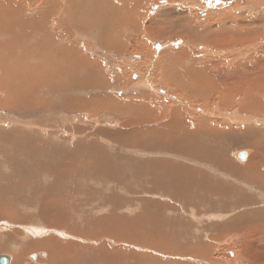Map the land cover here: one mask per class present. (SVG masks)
Wrapping results in <instances>:
<instances>
[{
    "label": "rangeland",
    "instance_id": "rangeland-1",
    "mask_svg": "<svg viewBox=\"0 0 264 264\" xmlns=\"http://www.w3.org/2000/svg\"><path fill=\"white\" fill-rule=\"evenodd\" d=\"M110 1L112 3L116 0ZM145 1L144 8H139L136 11L133 5H129L130 3H125L123 6L122 1L118 0V7L113 6L118 8L117 11L120 8V15L117 11L114 15L109 11L107 12L109 17L100 19L101 25L112 28L108 35L111 39L109 43H105L108 44V47H98V37L104 30V27L98 26V17L94 20H86L84 16H80L78 24L83 27L89 26V32L85 34L83 31L81 34L79 31L72 30L73 39L70 41L74 43L75 39L79 38L83 44L89 42L92 50L96 46L97 52L86 49L87 56L96 59L97 64L98 60L101 61L100 67L105 69L104 73L107 75L104 79L108 83L104 90H92L87 94L89 96L97 94L100 97L109 96L113 100L115 109H118L119 103H123L126 99V101L131 100L129 106L125 107L127 112L132 115L130 118L129 114L124 113L122 115L125 116H119L120 114L116 112H106L104 102L101 103V109L99 102L98 115H93L94 112H91L95 107L89 109L88 113L86 111L84 118L66 112L70 118L66 115L68 119L64 123H68L78 130L83 128V130H80L81 132L72 131L74 135H79L73 141L67 137L50 136L52 139L50 142V138L42 137L43 141L45 140L56 150V153L53 154L54 158L47 163L42 157L41 152L43 151H39V149L37 150L38 160L34 153H31V158L27 160L23 156L26 150V145L23 144L24 139L21 141L19 138H24L23 134L28 129L25 126L30 127V124L32 126V122L38 131L48 132L51 135L50 132L54 129L53 125L49 124L50 122L47 123L50 120L48 118L53 113L52 115L57 116L56 119H60L59 117L66 119L61 114L65 111L53 108V106L52 108L47 107L44 101L42 111L24 110L14 111L12 114L6 110H0V119L3 118L6 121L10 119L20 123V125H11L8 122L7 125H11L8 129L4 125L0 126V151L1 153L5 152L8 156V164L9 160L11 161L7 168L2 164L3 158L0 157V171L8 174L13 164L17 163L18 169L22 170L19 175L27 173V182H35L29 184L30 186L34 185L32 186L34 188L30 189L27 182L24 185L19 179H16L22 186L16 188V185L13 190L6 192H4V186L2 188L0 186V255H9L12 258L16 256L20 260L19 264H50L48 261L49 252L39 248L42 246L39 245L41 238L43 237L44 240L48 236V240L50 237L56 238V241H59L57 247L62 248L60 253L57 252V255L60 254L58 257L60 263L56 264H254V251L264 253L262 244H258L259 246L256 244L254 247V228L249 227L258 223L259 217H254V223L248 226L244 225L245 227L240 225L241 228H231V230L224 228L225 224L235 221L238 216L254 215V212L260 214L264 221L263 176L254 173L256 175L253 180L231 173L224 168L228 165L233 168L254 165V160L264 162V138L259 139L262 140L263 146L259 140H256L259 148H257V144H254V133L264 134V107H261V104H264L262 103L264 99L257 102L255 96L260 91L264 97V87L262 86L264 85V0L263 2L262 0ZM68 2L67 0H53L52 14H50V11L45 7V0H22L23 12L19 17L21 16L22 18H20L27 22V20L41 19L42 14L49 13L52 18L49 21V28L53 27V32H55L54 29H57V33L61 37L64 31L57 28V24L63 17L65 20H67V16L70 18L73 11L71 7H73V3H76L71 0L67 5ZM101 3V0H98L96 2L98 6L87 4V11L92 10L90 12L97 14L96 6L101 13L103 7L110 4V2L106 5ZM180 3H183V6ZM173 4L174 6L171 8ZM119 6H123V8ZM248 6H253V8H248ZM92 7L95 12L91 9ZM166 7L167 9H165ZM131 9L134 10L130 11ZM172 9H174L172 12H178L175 14L177 18H171L170 22H180L181 26L172 28L173 31L171 28L170 30L166 29V33H162L161 25L165 22V18L161 16ZM215 15L217 19L214 18ZM129 18L131 20L128 21ZM95 20L96 22H94ZM52 21L57 24L54 26ZM139 21L141 26L137 25L140 23ZM42 24L40 23V26ZM148 26L150 27L149 31ZM189 26L191 30H189ZM30 30L34 31L33 26L30 27ZM192 30L198 31L201 36H196L194 47L190 50L188 43L193 39L187 38L185 34ZM53 32H51V36L54 35ZM144 32H148V35L152 36L142 37L147 34ZM102 36L106 37V34L103 33ZM22 39L21 45L23 44ZM138 40H143L144 45L142 46L141 43L139 52H135L133 46ZM167 50H169L167 54L177 58L180 65L176 66V62L162 64V58L166 62ZM215 51L219 53L217 54ZM28 52L29 50L24 48L21 54L24 57ZM176 52L179 55L176 56ZM160 56H162L161 59ZM131 67H136V69L131 72ZM156 68L158 69L155 72ZM138 70H142L143 77L146 80L154 81L156 86L144 89L140 87L141 90L133 89L134 86L130 85V80L135 81L138 78L135 74V72L138 73ZM84 78L91 79L86 75ZM153 88L156 90L155 93H153ZM156 95L159 98L158 103L153 107L146 106L147 101L142 97L152 98ZM59 98L62 100L64 97L59 96ZM246 99L249 100V105L243 103ZM138 100L141 101V104L134 103ZM152 101L155 102L153 98ZM158 106H160V111ZM254 108H258L259 111H254ZM261 108L263 111L260 110ZM176 109H181L179 112L185 111L189 115H181L178 112L175 116L171 112H175ZM208 114H211L213 120L210 132L205 130L204 124H200V117ZM142 115L146 116L145 119L148 121L154 118L157 120L155 123L148 122L139 117ZM179 115L180 120L185 118L184 120L193 122L194 126L190 127L192 130L196 127L202 132L201 134H205L201 139L202 144L209 145V151L215 156L214 159L203 162L201 157L195 158L194 145H191L195 143V139L190 135L187 136V144H190V147H180L178 151L167 150L170 141L166 138L162 137L164 141H160L162 138L158 140L150 135L152 128L154 130L167 128L174 119H179ZM19 117L20 119H18ZM164 117L166 118L164 119ZM74 118L76 120L73 121ZM255 118L258 121H255ZM136 120L140 124H136ZM27 122L28 124H25ZM97 122L98 125H96ZM125 122L134 125L124 127L122 124ZM217 122H221V127ZM223 122L230 123L231 127H226ZM215 125L219 126V130L223 129L224 131L213 129ZM183 126L185 128L186 124ZM15 130L19 131L14 132ZM133 130H135V137L130 133ZM7 132L9 133L7 134ZM246 132H251V136L246 138ZM80 136H84L86 139H80ZM150 136L153 139H148L149 144H145L146 139ZM95 137H98L95 146L98 150V157H96L98 159L94 160L98 164L110 162L114 167L115 177L108 180V177L98 175L94 171L96 167L88 158L89 152H84L87 171H81L84 169L79 170L77 166L70 164L72 175L68 180L63 171L69 170L65 165L70 162L65 161V155L62 154L60 157V152L73 150L78 140L82 141L77 144L79 149L85 148L83 141L88 144V140ZM165 141H167V146ZM131 142L135 143V149L130 147ZM153 147L158 151L161 150L160 153L151 154L155 152V150H151ZM29 151L31 150L29 149ZM243 151L249 154L245 162H241L238 158V155ZM218 154L223 155L216 157ZM84 156L82 154L81 158ZM153 159L167 162L172 166L176 164L178 166L174 167L177 170L178 167L196 168L194 171L209 176L212 180L200 177V175L193 177L191 172H183L185 176L182 174L181 177L173 174L169 177L170 175L165 174L164 170L170 171V169H164L163 164H159L161 167L155 165L153 167L152 164H149V161H156ZM38 165L40 166L38 167ZM28 167L31 169V174ZM48 171H51L53 175H43ZM148 175H151L150 179L147 178ZM151 180H154L155 186L162 183V188L163 182L168 185L172 184V180L183 182L178 184L176 189L167 188L156 192H147L148 182ZM6 184V181L1 182V185ZM219 184H223L225 187L219 188ZM256 188H260L262 192ZM213 206L214 209H212ZM35 230L41 233L36 234ZM251 233L253 237L248 249L252 255L249 254V259L242 257L237 262V258H241V256L237 255L236 249L246 244L244 240ZM95 234L98 239H93ZM194 247H197L200 253H194ZM71 248L76 250L74 251L76 254L70 251ZM42 253H46L47 256L40 259L37 257L38 260L31 261L30 257L33 254ZM75 255L79 256L76 261L74 260ZM22 259L23 261H21Z\"/></svg>",
    "mask_w": 264,
    "mask_h": 264
},
{
    "label": "bare ground",
    "instance_id": "bare-ground-1",
    "mask_svg": "<svg viewBox=\"0 0 264 264\" xmlns=\"http://www.w3.org/2000/svg\"><path fill=\"white\" fill-rule=\"evenodd\" d=\"M45 1H46V3H45L46 9L50 11V14H52L53 0H45ZM74 1L76 3H73L74 4L73 7H71L72 5L70 6L71 9L73 8L72 15L70 16V21L68 20L69 16H67V20H65L64 17L61 18V23H60L59 28L63 29V31H66L65 30L66 27L68 25H71L72 30L79 31L82 34V32H83V30L85 28L84 31L86 33H88L89 32V26L83 27V26L78 24V22L80 21V16H84L86 18V20H89V19L94 20V19H96L98 17V26L100 25V26L104 27L103 25H101L99 23L100 19L103 18V17H106V16L109 17V14L107 13L109 11H110L111 14L114 15V13L118 9V8L116 9V7H118V3H117L118 0H116L115 2H112V3H111L110 0L109 1L108 0H101V2L104 5H106L108 2H110V4L108 3L109 5L107 4L106 6H104L103 10L101 11V13H99V11L97 10V8L95 6V10H96V12L98 14V16H97V14L90 12L92 10L89 9L90 11H87V7H88L87 4L94 5V4H96V2H98V0H73V2ZM121 1L123 3V6H125L124 5L125 3H130L129 5H131V6L133 5L134 8H136V11L139 10V8L143 9L144 6L146 5V1L145 0H124L125 2L123 0H121ZM129 1H131V2H129ZM0 2H1L0 3V110L9 111L12 114L14 113V111L18 112V111H24V110L27 111V110H35V109L37 111H39V110L42 111V109H44V103H43V101H44L46 103L47 107H51L52 108V106H53V108L55 107V108H59V109H62L63 111H65V112H62V113L68 112V113H72V114H75V115H77V114L86 115V111L88 113L89 109L95 107L94 110H92L91 112H94L93 115H98L99 102H100V105H99L100 109H101V103L104 102V104H105L104 108H105L106 112H116L117 114H120V115L125 113V114H129L128 117L130 118L131 114L127 112L128 110L125 107L129 106L128 104H129V101H131V100L126 101L127 100L126 99L125 101H123V103H119L118 109H115L114 108L115 106L113 104V100L109 96L100 97V96H98V94L94 95V96H89L87 94V93H90L92 90H98V89H100V91L103 90V88L108 83L104 79L106 77L105 73H104V70L100 69V68L98 69V67H100V62L101 61L98 60V64H97L96 61H95L96 59L94 60V58L88 57L89 55L87 56L86 49H91L92 48L91 47V43L90 44H87V43L83 44V43L80 42V39L77 38V39H75L76 41L74 42V44L80 45V47L79 46L76 47V46L73 45L74 47L68 48V46L66 44H64L63 41L61 40V38L58 36L57 29H54L55 32H53V27L51 29L49 28V26H50L49 21L52 20V18H51L49 13H46L45 15L42 14L41 15L42 16L41 19L32 20V21L27 20V22H26L25 19L24 20L21 19L22 18L21 16H20L21 18L19 17L20 13L23 12L22 0H0ZM67 2H68V0H67ZM69 2H71V0ZM69 2L67 3V5H69ZM252 2H254V1H252ZM262 2H263V0H262ZM171 4H169V5H171ZM180 4L182 5L183 3H180ZM113 5L116 6V7H114ZM123 6L122 7L119 6V7L123 8ZM173 6H174V4L171 6V8ZM262 6H263V4H262ZM160 7H161V5H160ZM168 7H170V6H168ZM127 8H129V7H127ZM248 8H253V6L252 7L248 6ZM91 9L94 10V7H92ZM142 9H141V11H142ZM165 9H167V7ZM95 10H94V12H95ZM132 10H134V9H131L130 11H132ZM173 10L174 9L170 10L169 12H167L166 14L161 16V17L165 18V24L163 26H161L162 27V29H161L162 33L166 32V29L170 30V28L171 29L172 28L175 29L176 26H181V23L175 21V19H174L175 23L174 22H170L171 18H177V17H175V14L178 11L172 12ZM119 11H120V8H119ZM119 11H117V12L120 15ZM125 15H126V13H125ZM214 18L217 19V16L215 15ZM121 19H122V16H121ZM179 19H180V17L178 18V20ZM127 20L129 21L131 19L129 18ZM52 22H53L54 26L57 24L55 21H52ZM94 22H96V20ZM119 22H120V20H119ZM23 23H24V25H23ZM40 23H43L42 26H40ZM126 24H127V22H126ZM21 25H22V27H21ZM143 25L146 26L145 23H143ZM32 26L34 28V31L30 30V27H32ZM110 29H112V28L104 27V30H103L102 34L105 33L106 37H103L102 34H101V36L98 37V41L102 42V41L110 40L111 38L108 37ZM143 29H145V28L143 27ZM149 30H150V27H149L148 31ZM189 30H191L190 26H189ZM51 32H53L54 35L51 36ZM146 33H145L146 35H144L142 37L146 38V36L148 35V32H146ZM185 35H186L187 38L193 39L189 43L187 41H185L186 43H188V48L190 50H192V48L194 47L193 44L195 42L196 36H201V35L199 34L198 31H194V30L190 31L189 33H187ZM32 36H34V37L32 38ZM148 36H152V35H148ZM22 38H24V39H22ZM21 39L23 40V44L22 45H21ZM30 40L32 41L31 43L29 42ZM33 41H34V43H33ZM141 43H142V46H143L144 45L143 44V40H138V42L135 45L132 44V45H134L133 47H134V51L135 52H139V49L141 47ZM87 46H89L90 48L87 47ZM24 48L29 50V52L23 57V54H21V52L24 51ZM96 49H97V47L94 46L93 50L92 49L91 50L92 51H96ZM167 53L168 52H166V56H165V57H167L166 62L164 61V58H162V56H160V59L162 58L161 59L162 64H167L169 62H176L175 63L176 66L180 65V61L177 58L173 57V55H172V57H173L172 58ZM135 69H136V67H131L130 70L132 72ZM135 74H137V76H138L137 79H140V83L139 84L134 83V88L133 89L138 90L140 87H142V89H144V88H150L152 86L150 81L146 80V78L143 77L142 72H140V74L135 72ZM85 75L86 76H90L91 79H89V78L85 79L84 78ZM130 77L132 78L131 74H130ZM131 81L132 80H130V82ZM263 81H264V76H263ZM154 86H156V85H154ZM262 86L264 87V85H262ZM153 89H154L153 93H155L156 90H155V88H153ZM139 90H141V89H139ZM259 92L260 91H258L257 95L255 94L257 102L261 101L260 99H262V98L264 99V97H262L263 94L261 92L259 94ZM59 96L60 97H64V98L61 100L59 98ZM101 96H102V94H101ZM139 97H142V96H139ZM153 98H157L158 99L157 95L154 96ZM142 99L147 101L145 105L149 106V107H153V105L158 103V101H159V100H157V101L154 102V101L151 100L150 97H145V98L142 97ZM248 101H249L248 99L245 100V102H244L245 105H249L250 104V102H248ZM262 101H263L262 103H264V100H262ZM50 102H51V104H50ZM257 102H254V103H257ZM134 103L135 104H141V101L138 100V101H135ZM258 104H256V105H258ZM40 106H41V108H39ZM262 106L264 107V104H261V107ZM158 107H159V111H160V106H158ZM258 108L257 109L254 108V111H256V110L259 111ZM179 110H181V109H176L175 112H171V113L176 116L177 113L179 112ZM260 110H262V108ZM55 112H54V114H55ZM19 114H21V113H19ZM52 114L53 113H51L50 118H48V119H50L49 121H51L53 116H54L53 120H56V118H57L56 115H52ZM179 114L188 115V113L185 112V111L184 112L180 111ZM134 115H135V113H134ZM173 115H171V116H173ZM18 116H20V115H18ZM112 116H114V115H112ZM175 116H174V118H175ZM155 117H157V116H155ZM182 117L184 118V116H182ZM21 118H22V116H21ZM32 118H34V117H32ZM59 118H61V117H59ZM64 118H66V117H64ZM165 118L166 117H164V119ZM200 118H201L200 119V121H201L200 124H202V125L204 124L206 126L205 130H209V132H210L212 130V125H213L212 124L213 120H212L211 114H208L206 116H201ZM18 119H20V117ZM67 119L68 118L62 119V120H67ZM131 119L133 120V117ZM170 119H168V120H170ZM180 119H181V117L179 115V119H177V120L174 119V121H172L170 126L167 127V128H163L162 127L163 129H159L158 130L156 128V130H154L151 127L152 129L150 130L151 131L150 135H152L154 138H156L158 140L161 139L162 137L166 138L168 141H170L169 145L167 144V141H165L166 146L168 145V149L167 150H177V151L179 150L180 147H185V148L190 147V144L189 145L187 144V140H188L187 136L190 135V137L195 139V143H193L191 145H194L193 149H194V152L196 154V157L197 158L201 157V160L203 162H209L211 159H214L215 156L210 153L211 151H209V148H208L209 145L208 144H206V145L202 144L201 139H203V135H205V134H201L202 132H200L198 130L199 128H196V127H194V130H192L191 128L194 126L192 124L193 122L190 123V122L184 120L185 118L182 119V120H180ZM132 120H131V122L133 123ZM137 120H136L135 123L136 124H140V123H138ZM150 120L151 121H148V120L147 121L155 123L157 119L154 118L153 120L152 119H150ZM10 121H11L10 119L8 121H6V120H3V118H1L0 119V126L4 125L6 129L10 128L11 125H12L10 123ZM49 121H47V122H49ZM255 121H258V120L255 118ZM263 121H264V119H263ZM8 122L11 125H7ZM11 122L14 125H20L18 122H15V121H11ZM129 122H126L125 124H123V126L124 127H128V126H133L134 125V124H130ZM261 122H262V120H261ZM21 123H22V121H21ZM217 123H220L219 126L222 125L221 122H217ZM25 124H28V122L25 123ZM161 124H163V123H161ZM185 124H186V126L184 128L183 125H185ZM224 124L228 128L231 127L230 126L231 124L228 123V122L224 123ZM105 125H106V123H105ZM29 126L30 127L25 126L29 130L27 129V131H25V133L23 134L24 138L23 137L19 138L20 140L21 139L25 140V142L23 140V144L26 145V150H25V154L23 156H25L26 159L29 160L31 158V153H34V154H36V158L38 160V154L39 153L37 154V150L39 149V151H43V152H41L43 154L42 157L45 158L46 162L48 163L52 159L51 150H47V148H50L49 147V143H47L45 140L44 141L42 140L43 138H42V133L41 132H38L37 130H32L33 129V125L31 126V124H30ZM219 126L215 125L216 128L213 127V129H216L217 131H224L223 129L219 130L218 129ZM121 128H122V126H121ZM118 129H120V128H118ZM24 130H25V128H24ZM3 131H2V133H3ZM16 131H19V130H15L14 132H16ZM214 131H212V132H214ZM113 132H115V131H113ZM8 133L9 132H7V134ZM130 133L133 135V137H135V135H134L135 130H133ZM142 133H143V131H142ZM19 134H20V132H19ZM136 135H137V132H136ZM14 136H16V135H14ZM21 136H22V134H21ZM152 136H150L149 138L146 139L145 144H149L148 143V139H153ZM249 136H251V132H246L245 137L248 138ZM8 137H7V140H9ZM10 137H12V136H10ZM262 138H264V134L263 133H261V132L254 133V144L255 145L257 144V146H258V143H257L256 140H259V139H262ZM134 140H135V138H134ZM136 140H138V139H136ZM14 141H15V139H14ZM160 141H164L163 138ZM10 143H11V141H10ZM259 143L262 145V140H259ZM134 144H135L134 142H131V144H129L132 149H135V147H136ZM5 145H4V147H5ZM0 146H1V141H0ZM84 146H85V148H82V149H79V147L77 146V148L75 150H72V151H70L68 153H64V155L68 158V160L70 162V163L65 165L66 169L69 168V170L63 171L65 173V177H67L68 180H70V177L72 175L70 164H71V166H77L79 170L84 169V170H81V171H84V172L87 171L88 167H87V162L85 160L86 155H85L84 152H89L88 153V158H89L90 162L93 164V166L96 167L94 169V171H96L98 175H102V176L108 177L109 178L108 180L113 179L115 177L113 165L110 162H105L106 163L105 165L98 166L97 161L94 160V159H98V158H96V157H98V150L96 149L95 145H93V144L85 145L84 144ZM257 148H259V146ZM12 149H14V148L12 147ZM29 149L31 151H29ZM151 150H155V152L151 153L153 155L155 153L159 154L160 151H161V150L158 151L154 147ZM243 152H245V151H243ZM82 154H83V156L85 155L83 158H81ZM222 155L223 154H218V155H216V157H221ZM0 157L3 158L2 164L8 168V165L11 164V161L9 160V164H8V161H7L8 156L6 155V153L5 152L1 153V151H0ZM42 157H40V158H42ZM248 157H249V154H248ZM43 158H42V160H43ZM153 160H156V161H149V164H152V166L155 165V166L161 167V165H159V164H163L164 165V169H170V171H166V170L163 169L165 174H169L170 175L169 177H171V174H173V175H175L177 177H181L182 174H184L186 172H191V173H193V177H195L196 175H200V177H206V178L210 179V181L212 180L211 177L206 176L204 174L202 175V174L198 173L197 171H194L196 168H191V169L188 168V169H186L184 167H178V170H177L175 167L178 166V165H176V164H174V166H175L174 167V166H172L171 164H169L167 162H164V161L160 162L157 159H153ZM217 161H218V159H217ZM262 163H264V162H260L258 160H254V165H246V166H241V167H238V168H235V167L233 168V166L228 165V166H226L224 168H226L227 171H229L231 173L238 174V175H241V176H244V177H248V178H252L254 180L255 179L254 175H256L254 173H259L264 178V172H263L264 171V164H262ZM40 165H38V167ZM18 166L19 165L17 163L13 164V166L11 167L12 169L10 170V172L8 174H4L2 171H0V186H1V188L4 186V192H6L7 190H13L14 186H16V185H17L16 188H18L21 185L20 181L24 185L27 184V183H28V185L35 183L34 181L27 182L28 175H27V173H25V172H27L26 170H25V172H23L25 174H22V175L20 174L19 175V173L22 172V170H21V168L18 169L19 168ZM65 167L63 168V170L65 169ZM2 168H4V167H2ZM28 169H29V167H28ZM261 170H262V172H259ZM30 171H31V169H29V172ZM34 171H35V169H34ZM34 171H33V173H34ZM11 173H12V175H10ZM31 173L32 172H30V174ZM50 173L53 174L51 171H50ZM184 176H185V174H184ZM147 178L150 179L151 175H148ZM16 179H19L20 181H16ZM2 181H6L7 184L6 185H1ZM182 182L177 181V180H172V184H174V185H172V184L168 185L167 183L165 184V182H163V188H162V183L159 184L158 186H155L156 183L154 182V180H151L150 182H148V184L150 186L148 185L147 192H156V191L164 190V189H167V188L176 189L177 185L182 183ZM256 182H257V180H256ZM260 182H258V183H260ZM193 183H195V181H193ZM32 186H34V185H32ZM32 186H30V187L34 188ZM218 186H219V188L225 187V185H223V184H219ZM1 188H0V191H1ZM256 189L257 190L259 189L262 192V190L260 188H256ZM39 190H40V188H39ZM42 190H43V187H42ZM42 190H40V191H42ZM44 190L46 191L47 189H44ZM263 190H264V188H263ZM46 194H47V192H46ZM14 195H12V196L14 197ZM36 196H38V195H36ZM36 196H34V197H36ZM40 197H42V196H40ZM17 198H18V196H17ZM17 198H15V199H17ZM50 202L51 201L49 200V203ZM49 203H48V205H50ZM49 208H50V206H49ZM254 217H259L258 223L254 224V225H250L251 223H254ZM262 219H263V217L260 214L254 212V215H247V216L246 215H241L240 217L238 216V218L235 221H230V222H228L227 224L224 225L225 227L224 226L223 227L225 229L231 230V228H236L237 229V228L245 227L244 225H247V226L250 225L249 227L254 228V247H256V244H257V246H259L258 244H262L264 246V224H262V223H264V221ZM245 221H246V223H244ZM240 225H241V227H239ZM35 226H37V225H35ZM36 230H35L36 234L41 233V232H38ZM44 234H45V232H44ZM81 237H82V235H81ZM97 237L98 236L95 234L93 239H95ZM252 237H253V234L251 233L250 236L247 239L244 240V243H246V244L243 243L244 245L242 244L243 246L241 247V248H244V249L239 248L240 246L238 247V249H236L237 255L241 256V258H237V262H239V260L242 259V257L248 258L249 254L252 255V252L248 249V246H249V244L252 241ZM44 238H46V237H44ZM41 239H42V240H40L41 244H39V245H42V246H40L39 248L45 249V250H47L49 252L48 261L50 262V264L51 263L52 264L53 263L56 264L57 262L60 263V260L58 258L60 256V254L57 255V252L60 253L59 251H62V248H58L57 247V246H59V241H56V238H54V237H50V240H48L49 236H48V238H46L44 240H43V237ZM37 243H40V242L37 241ZM70 251L74 253V251H76V250L74 248H71ZM191 252H192V250H191ZM193 252L194 253L195 252L200 253L199 250L197 249V247L193 248ZM258 252L254 251V264H264V253H258ZM7 254H9V253H7ZM74 254H76V253H74ZM10 255H12V254H10ZM32 256H33V260H36L37 257H38V259H40L42 257L41 254H33ZM43 256L46 257L47 255H43ZM77 257L79 258L78 255H75V258H74L75 261L78 260ZM63 258H65V257H63ZM14 259L15 260L17 259L16 256H15V258L11 257L10 264H19L20 263V260H18L19 258L16 261ZM23 259L21 261H23ZM65 259H63V260L65 261ZM62 263H64V262H62Z\"/></svg>",
    "mask_w": 264,
    "mask_h": 264
},
{
    "label": "crops",
    "instance_id": "crops-1",
    "mask_svg": "<svg viewBox=\"0 0 264 264\" xmlns=\"http://www.w3.org/2000/svg\"><path fill=\"white\" fill-rule=\"evenodd\" d=\"M68 20L70 21V18H68ZM140 22V21H139ZM60 23H61V20L58 22V27L57 28H59V26H60ZM72 23V22H71ZM143 23V22H142ZM165 24V22H163V24L161 25V26H163ZM137 25H140L141 26V22L140 23H137ZM87 25H85L84 27H86ZM91 26V25H90ZM97 26V25H96ZM66 31H64V34L63 35H61V40L63 41V43L64 44H66L67 46H68V48H72V47H74V46H79L80 47V45H76V44H74L73 42H70L71 41V39H72V37H73V35H72V27H71V25H68L67 27H66V29H65ZM84 30H85V28H84ZM83 30V31H84ZM172 31H173V29H171ZM85 32V31H84ZM86 33V32H85ZM164 33H166V32H164ZM58 34V33H57ZM70 34H71V36H70ZM58 36H59V34H58ZM75 38V37H74ZM79 39V38H78ZM109 41L110 40H108V41H102V42H100V41H98V47H108L107 45L108 44H105V43H109ZM173 41V40H172ZM87 44H90L89 42L87 43ZM74 45V46H73ZM87 47H89V46H87ZM90 48V47H89ZM109 48H110V45H109ZM169 51V50H168ZM167 51V52H168ZM215 53H219V52H217V51H215ZM177 55H179V53L178 52H176V56ZM226 62H228L227 60H226ZM216 67H218V66H216ZM103 69L104 71H105V69L103 68V67H98V69ZM160 68V67H159ZM157 69L158 68H156V69H154V71L156 72L157 71ZM140 72H142V70H138V73L140 74ZM154 72V73H155ZM105 76H107L106 74H105ZM151 78H153L154 77V74H153V77L152 76H150ZM133 82V83H132ZM131 84L130 85H133L134 86V83H137V84H139L140 83V79H136L135 81H131L130 82ZM150 83L152 84V86H154L156 83L154 82V81H150ZM151 86V87H152ZM103 90H104V88H103ZM151 98V97H150ZM153 98V97H152ZM152 98H151V100H152ZM155 101H157V100H159V98L157 99V98H153ZM243 103H244V101H243ZM236 114L238 115V112H236ZM62 115H63V117H66V115L68 116L69 114H67V113H62ZM189 115V114H188ZM77 116L79 117V118H84V117H86V116H84V115H79V114H77ZM119 116H125V115H119ZM69 117V116H68ZM139 117H141L142 119H145V117L146 116H144V115H142V116H139ZM70 118V117H69ZM237 118H242V117H237ZM138 119H140V118H138ZM74 120H76V118H74L73 119V121ZM124 120H126V119H124ZM145 120H147V119H145ZM64 121L65 120H62V118H60V119H56V120H53V119H51V121H49L50 123V125H53V131L52 132H50L51 133V135H49V133L48 132H46V133H44V132H41L42 133V137H46V138H50V136H57V137H59V138H66L67 137V139L69 138V140H76V137H78L79 135H74L73 133H72V131H76V132H81L80 130H83V128H80L79 130L77 129V128H75L74 126H70V125H68V123H64ZM127 121V120H126ZM16 122V121H15ZM10 123L11 124H13L11 121H10ZM48 123V122H47ZM71 124H73V122H70ZM126 123V122H125ZM125 123H123V124H125ZM20 124V123H19ZM32 124H33V129L32 130H37V128H36V126L34 125V123L32 122ZM122 124V125H123ZM55 125V126H54ZM96 125H98V122L96 123ZM36 128V129H35ZM38 131V130H37ZM38 132H40V131H38ZM80 134V133H79ZM60 135H62V136H60ZM65 136V137H64ZM80 139H86V137H84V136H80ZM52 141V139L50 138V142ZM94 141V142H93ZM80 142H82V141H80V140H78L77 141V144L78 143H80ZM98 142V137H95V138H91L90 140H88V144L90 145V144H93V145H95L96 146V143ZM75 144V143H74ZM76 144V146H75V148L73 149V150H75L76 148H77V145ZM83 144H85V145H88L86 142H84L83 141ZM49 147L50 148H47V150H51V155H52V159L54 158V156H53V154L54 153H56V150L54 149V147H51L50 146V144H49ZM70 151H72V150H69V151H61L60 152V157H61V155L63 154L64 155V153H68V152H70ZM196 156V155H195ZM195 158H197V157H195ZM250 159V158H249ZM65 161H69L68 160V158L67 157H65ZM106 163H100V164H98V166H103V165H105ZM43 175H48V176H51V175H53V174H51L50 173V171H48L47 173H45V174H43ZM38 176H40V174L38 173ZM70 182V181H69ZM30 189H31V187H30ZM209 207H210V205H209ZM212 209H214V206H213V208ZM210 210V209H209Z\"/></svg>",
    "mask_w": 264,
    "mask_h": 264
},
{
    "label": "water",
    "instance_id": "water-1",
    "mask_svg": "<svg viewBox=\"0 0 264 264\" xmlns=\"http://www.w3.org/2000/svg\"><path fill=\"white\" fill-rule=\"evenodd\" d=\"M238 158L241 162H245L246 159H248V152H241L238 155ZM44 253L41 254L42 257H44ZM31 260H33V256L30 257ZM11 262V256L9 255H0V264H10Z\"/></svg>",
    "mask_w": 264,
    "mask_h": 264
}]
</instances>
